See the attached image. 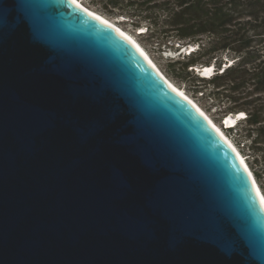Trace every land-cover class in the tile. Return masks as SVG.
<instances>
[{
    "label": "water",
    "instance_id": "95a60500",
    "mask_svg": "<svg viewBox=\"0 0 264 264\" xmlns=\"http://www.w3.org/2000/svg\"><path fill=\"white\" fill-rule=\"evenodd\" d=\"M0 264H264L236 153L72 0H0Z\"/></svg>",
    "mask_w": 264,
    "mask_h": 264
},
{
    "label": "trees",
    "instance_id": "16d2710c",
    "mask_svg": "<svg viewBox=\"0 0 264 264\" xmlns=\"http://www.w3.org/2000/svg\"><path fill=\"white\" fill-rule=\"evenodd\" d=\"M89 1L134 30L145 24L138 36L155 47L185 48L169 61L167 74L210 97L221 122L245 114L226 130L247 142L248 166L264 192V0ZM206 66L214 70L208 78L200 75ZM204 86L209 93L202 92Z\"/></svg>",
    "mask_w": 264,
    "mask_h": 264
},
{
    "label": "rangeland",
    "instance_id": "374dc122",
    "mask_svg": "<svg viewBox=\"0 0 264 264\" xmlns=\"http://www.w3.org/2000/svg\"><path fill=\"white\" fill-rule=\"evenodd\" d=\"M80 1H81V4L85 8L103 16L104 18L108 19L110 22H113V24H115L121 30H123L124 32L129 34L139 44V46L144 49V51L147 53V55L151 59L152 63L154 64V66H156L158 68V70L161 72V74L163 76H165L170 81V83H172L175 87H177L182 92H184L185 95L188 96L210 118V120H212L214 122V124L217 125L223 131L225 136L232 142V144L237 148L238 151H239V148L243 147L242 148L243 154L240 151H239V153L242 155V157L246 161L247 165H249V163L251 161V157H249V156H252V154H250V152L247 150V142L244 141V139H242V138L239 139L237 136H234V134H235L234 130L228 132L226 130V128H224L223 123L226 122V120L223 123L220 121V119H219V117H221V115L219 113L220 110H215L216 106L212 103V101L210 100V97H201V94L194 92L195 91L194 88H192V87L189 89L187 88V85H190V83H186V85H185L182 81L175 79V78H173L167 74V64L169 63V61L173 60V58L177 59L178 55L181 52L185 51V48L184 49L176 48V46H174L171 49L155 47V45L152 44L151 42H149V40L146 39V37L138 36V34H140L139 32L144 31L145 24L141 25L140 30H134L133 27L129 23H126L124 21V19L117 18V17L104 16L100 12V9L98 8V6L94 2H92V1L90 2L89 0H80ZM205 69H208L209 73H206L207 71H205ZM197 70H200V69H197ZM200 71H201L200 72L201 76L208 78L213 74L214 70L211 67L206 66V67H203V69H201ZM199 88H201V87H199ZM202 92H208L209 93V89L204 86V88L202 89ZM230 117L234 118V121L236 120L235 116L230 115L228 118H230ZM241 117L242 116H239L238 118H241ZM228 118H227V120H228ZM234 140H237L240 143L239 148L235 144ZM257 168H259V167L257 166ZM255 181H256V179H255ZM257 185H258V183H257ZM259 189H260V187H259ZM261 193L264 196V192L261 191Z\"/></svg>",
    "mask_w": 264,
    "mask_h": 264
},
{
    "label": "bare ground",
    "instance_id": "6f19581e",
    "mask_svg": "<svg viewBox=\"0 0 264 264\" xmlns=\"http://www.w3.org/2000/svg\"><path fill=\"white\" fill-rule=\"evenodd\" d=\"M78 7H80L81 9H83L84 11H86L87 13L91 14L92 16H96L98 19H100L101 21H103L104 23H106L107 25L111 26L112 28H114L116 31H118L120 34L122 33V35H124L128 40H130V42H133L140 50V52L147 58L148 62L154 66V64L152 63L151 59L149 58V56L147 55V53L144 51L143 48H141L139 46V44L126 32H124L123 30H121L119 27H117L115 24H113V22H110L108 19L104 18L103 16L88 10L87 8H85L81 2H79L78 0H72ZM154 68L157 70V72L160 74L161 78L172 88L174 89L176 92H178L179 94H181L188 102H190L193 106L197 107V110L206 118V120L210 123V125L214 128V130L226 141V143L232 148V150L236 153V155L238 156V158L240 159V161L242 162L243 166L245 167L246 171L248 172L251 181L257 191V194L259 196V199L262 203V205L264 206V196L261 193V190L259 189V186L257 185V182L255 181V177L253 176L251 170L249 169L246 161L244 160V158L242 157V155L239 153V151L237 150V148L232 144V142L225 136V134L223 133V131L214 124V122L212 120H210V118L188 97L185 95L184 92H182L180 89H178L177 87H175L172 83H170V81L161 74V72L158 70V68L156 66H154ZM205 71L208 72V69H205ZM197 72V71H196ZM201 72V71H200ZM236 116V115H235ZM242 117L244 116L243 114L241 115ZM234 118L230 117L228 118V120L226 119V122L223 123L224 128L229 129L232 128L234 126ZM223 128V127H222Z\"/></svg>",
    "mask_w": 264,
    "mask_h": 264
},
{
    "label": "built area",
    "instance_id": "2783aa9c",
    "mask_svg": "<svg viewBox=\"0 0 264 264\" xmlns=\"http://www.w3.org/2000/svg\"><path fill=\"white\" fill-rule=\"evenodd\" d=\"M243 115H244L243 117H245V114H243ZM226 119H227V118H226ZM226 119H225V120H226ZM241 119H244V118H238V116L236 115L235 123H236L237 121L241 120ZM225 120H224V121H225ZM224 121H222V123H223Z\"/></svg>",
    "mask_w": 264,
    "mask_h": 264
},
{
    "label": "clouds",
    "instance_id": "9594fccd",
    "mask_svg": "<svg viewBox=\"0 0 264 264\" xmlns=\"http://www.w3.org/2000/svg\"><path fill=\"white\" fill-rule=\"evenodd\" d=\"M242 114V113H241ZM228 118V117H227ZM235 119H236V116H235Z\"/></svg>",
    "mask_w": 264,
    "mask_h": 264
},
{
    "label": "flooded vegetation",
    "instance_id": "af4514ba",
    "mask_svg": "<svg viewBox=\"0 0 264 264\" xmlns=\"http://www.w3.org/2000/svg\"><path fill=\"white\" fill-rule=\"evenodd\" d=\"M80 1V0H79ZM81 2V1H80Z\"/></svg>",
    "mask_w": 264,
    "mask_h": 264
}]
</instances>
